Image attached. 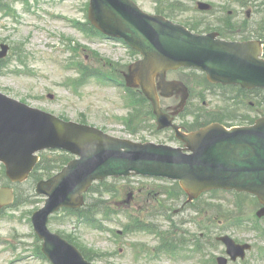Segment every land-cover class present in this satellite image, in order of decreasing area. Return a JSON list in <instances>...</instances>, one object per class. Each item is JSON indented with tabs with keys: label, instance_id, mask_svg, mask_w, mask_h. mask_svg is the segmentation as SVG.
I'll list each match as a JSON object with an SVG mask.
<instances>
[{
	"label": "rangeland",
	"instance_id": "374dc122",
	"mask_svg": "<svg viewBox=\"0 0 264 264\" xmlns=\"http://www.w3.org/2000/svg\"><path fill=\"white\" fill-rule=\"evenodd\" d=\"M87 1L0 0V3L12 7L14 15L6 16L0 13V44L5 43L10 47L8 57L12 60L8 68L0 72V92L64 120L98 128L117 138L138 140L125 134L122 120L127 114V108L118 88L101 85L93 79L76 92L65 86L67 79L76 75L73 70H69L70 63L79 62L91 70L102 71H107L108 64L113 63L120 68L116 69L120 74H127L128 66L134 60L123 46H116L110 42L88 41L73 29V22L84 23L87 20ZM133 1L144 12L151 13L153 7L151 0ZM250 1L253 4L249 3L246 9H240L234 0H201L206 4H212L217 10L213 9L212 14L206 15L188 13L180 19L193 16L204 19L208 25L227 26L228 23H236L237 27H240L237 23L248 21L247 26L252 30L259 28L264 22V0ZM184 2L189 8L195 5V2L187 0ZM246 12L249 13L248 17ZM73 49L76 50V55ZM16 59H20L22 64H17ZM183 74V72L168 73L166 80L185 81ZM187 75L186 77L190 78V74ZM190 80L189 84L196 83L195 77L194 80L191 78ZM204 94L206 102L203 104L201 100L194 104L203 107L200 115L205 123L222 120L230 125L241 126L244 123L240 119L251 115L245 105L223 101L216 90ZM49 95L52 98H48ZM158 98L162 109L173 117L174 124H179L175 115L180 108L181 91H175L171 96L166 97L158 90ZM190 121L191 118L185 119L186 123ZM151 135L142 134L139 137L143 140L178 146L171 142L166 134ZM41 179L45 177L41 176ZM36 183V180L31 178L17 187V190L22 195H34ZM149 183L137 178L118 181L117 185L122 195L126 191L133 194V199L127 204L131 212L143 206L145 209H153L154 214L160 211V207L153 201L160 199L158 195L144 202L143 193L134 191L135 188ZM238 198L243 204L242 212H238L234 206ZM41 206L38 203L22 206L14 211L7 210L0 215V264H49L36 254L40 243L35 240L30 223L31 214ZM166 208L170 210L164 212H183L182 215L186 220L191 217L201 221L204 227L213 224L211 219L218 212L219 227L208 238L228 235L234 240L248 241L254 246V250L247 254V263L264 264L262 251L264 241L258 238L256 232L251 231L252 226L249 224L255 221L254 212L258 208L250 197L244 195L239 197L230 193H217L214 196L206 194L192 204H186L185 198H182L178 202L166 204ZM199 211L204 215L196 216V212ZM239 217L242 223H238ZM178 218L180 219L181 216ZM157 220L159 219L154 223L162 226L163 231L169 230L168 224ZM236 223L241 226L233 227L232 224L236 225ZM259 223L263 227L264 217ZM48 227L53 233L60 232L64 236L67 235L93 258V262L91 261L93 264H217L215 258L222 255L220 246L214 251L207 249V254L201 259L199 256H178L175 259H168L165 254L151 256L150 250L156 240L148 234L140 233L126 238H116L109 231L99 232L92 227L78 226L71 217L62 213H57L55 218L50 220ZM195 227L194 224L188 223L183 228L198 234ZM118 229L116 221L108 224V230L115 232ZM199 239L204 238L199 237ZM98 255L102 256L98 258Z\"/></svg>",
	"mask_w": 264,
	"mask_h": 264
},
{
	"label": "water",
	"instance_id": "95a60500",
	"mask_svg": "<svg viewBox=\"0 0 264 264\" xmlns=\"http://www.w3.org/2000/svg\"><path fill=\"white\" fill-rule=\"evenodd\" d=\"M201 9L207 6L199 4ZM90 21L106 36L123 39L143 59L131 73L152 102L161 128L170 120L160 112L151 86L155 73L179 67H196L209 80L241 88H264V61L254 42L236 43L198 36L181 26L148 16L130 0H90ZM0 57L7 47H2ZM173 86V85H171ZM181 149L154 144H136L110 137L88 126L63 122L0 95V162L8 178L22 181L33 169L43 149H61L79 156L61 173L38 185L48 198L33 214L35 233L43 239V252L52 264H90L75 248L47 229L49 216L60 207H75L76 198L95 180L110 176L164 177L179 180L193 197L209 189L250 192L264 204V118L249 127L226 130L212 125L189 136ZM44 183H53L50 191ZM12 199L9 189H0V205ZM228 254L237 255L228 239Z\"/></svg>",
	"mask_w": 264,
	"mask_h": 264
},
{
	"label": "trees",
	"instance_id": "16d2710c",
	"mask_svg": "<svg viewBox=\"0 0 264 264\" xmlns=\"http://www.w3.org/2000/svg\"><path fill=\"white\" fill-rule=\"evenodd\" d=\"M254 35H264V22L261 23L259 28H256L253 30ZM240 95L244 98H249L254 104L255 108H262L263 111L261 110L262 114L264 115V90H252V91H244V90H239ZM128 99L129 103L131 106H139V107H145L144 108V114L146 115L147 113H150V108L149 106H146V101L145 99L141 96L140 93H136L133 90L128 91ZM147 110V111H146ZM140 115H135L132 114L130 118L128 119V124L127 128L135 132L141 125H142V120L139 118ZM53 156H49V154H42L40 163L38 164L37 170L40 171L39 174H44V175H50L53 171L52 170H59L62 166H64L68 161L69 157L63 154H52ZM0 186H9V181L7 180L4 170L0 169ZM173 193L177 194H183L184 192L181 190V188L178 186L177 183H174L173 185ZM115 185L112 182H107L102 181L96 185H94L90 190V194H111L114 192ZM155 190H158L156 188ZM166 192V191H165ZM117 194V193H116ZM115 194V195H116ZM30 197L25 196L24 200L21 197H17L14 201V204L17 206L21 203H32L29 200ZM102 196H100V199ZM100 199H93V200H87L86 204L81 207L80 209L74 211V216L79 218L81 222H84L86 224H89L91 226L99 227L100 228V221L96 219L97 216H102L103 218H108V217H113L119 214L116 206L117 202L114 203V205L111 204V202H105ZM68 214H71L70 211H67ZM133 222H131L132 224ZM134 225L136 227H143V222H141L139 219L134 220ZM38 240V239H37ZM70 243L71 240L66 238ZM38 252L41 254V252L38 249ZM84 257L86 259H92L87 253H83Z\"/></svg>",
	"mask_w": 264,
	"mask_h": 264
}]
</instances>
